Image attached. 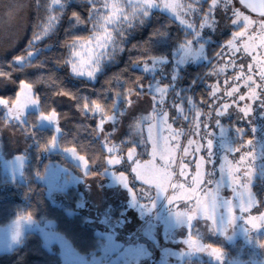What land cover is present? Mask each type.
I'll return each mask as SVG.
<instances>
[{"label":"rangeland","instance_id":"1","mask_svg":"<svg viewBox=\"0 0 264 264\" xmlns=\"http://www.w3.org/2000/svg\"><path fill=\"white\" fill-rule=\"evenodd\" d=\"M95 3L94 11L100 17L107 12L105 3H115L120 8V16L107 25L111 33V42L102 49L96 47L93 35L89 39L93 47L99 53L98 62L100 64L107 57V51L112 47V40L120 42V37L124 31L132 25L139 17H143L144 11L147 13L159 12L173 19L185 33H191L190 39H195L192 45L193 53L189 55L185 49L184 41L172 51L170 55L152 58L154 62L148 64L151 69L148 73L153 76L152 84L155 86H167L166 100L168 104L180 103L184 106L185 113L190 114L197 104H189V98L181 96L180 91L187 89V85H181V76L187 67L197 66L201 63H208L209 57L206 55V48L209 44L219 42L226 33H231L239 25L234 26L229 21L236 13L252 16L244 10L236 0L234 4H225L224 11L219 7L215 10V22L211 27H199L201 23L207 24L211 17L204 16L201 20L200 9L206 0H195L198 5L197 11L188 13L189 19L174 15L176 8L171 7V3L179 0H160V5L151 9L143 7V0H90ZM168 8L165 10L164 4ZM31 3L29 0H0V57H5L20 46L25 38L30 15ZM128 16V19H124ZM239 19V16H236ZM99 23L96 25L98 29ZM193 28L196 30L193 31ZM94 31V32H95ZM230 38V37H229ZM187 39V40H190ZM186 41V40H185ZM114 42V43H115ZM224 44V43H223ZM202 46V47H201ZM199 53V54H197ZM218 54V53H217ZM214 55V63L219 65L209 71L207 79L210 83H215L216 78H220L223 86V69L231 67L227 61L228 55L224 58ZM234 56L235 53L233 52ZM28 56V58H31ZM249 58L242 60L247 63ZM16 63V62H15ZM17 65L24 64L16 63ZM134 69L137 64H133ZM100 70V69H99ZM142 71V70H139ZM237 71L239 69L237 68ZM144 72V71H142ZM214 72V77L210 73ZM97 74V72H96ZM95 74V75H96ZM232 75L231 71L228 73ZM16 76V74H14ZM87 77V76H83ZM88 78V77H87ZM233 78V77H230ZM259 80V78H257ZM184 86V87H182ZM259 86L264 89V80L259 81ZM14 84L9 80L0 79V94H5L13 90ZM251 93V85H249ZM63 104V103H62ZM151 97H146L137 103L132 109L118 111L115 128L117 148L127 152V147L131 144H139L140 137L132 129L135 120L142 119L143 114L151 111ZM239 107L249 108L247 114L241 113ZM239 107L233 106L226 115L220 117L211 114L207 117L208 126L201 127L200 135L197 137L201 145L199 155L204 162L202 166L203 183L199 188L200 196L207 197V205L211 219H206L197 209V214H193L192 221L187 219L188 212L196 208L195 202L185 204L182 201L169 203L167 194L157 195L154 189L145 188L136 183L132 174L128 172V163L112 161L106 163V168H93L94 172L89 174L85 171L78 153L67 152L65 148L58 146V136L55 147H48L43 156L60 152L64 161L48 162L42 173L36 179L44 186L46 196L58 206L64 208L68 214L83 215V223L91 227L99 237L98 253L89 256L76 252L69 241L59 232L53 229L54 222L49 219H36L33 217H16L9 222L0 225V253L9 252L15 247L22 245L27 233H37L43 246L48 251H55L60 256V264H187L192 260L201 262H212L213 264H264V240L257 244V238L264 236V226L259 229H252L247 223L243 207L252 206L253 213L264 209V93L259 97L253 96L247 101H240ZM202 109L203 106H202ZM205 109H208L206 106ZM37 105H29L26 108L24 124H18L13 120L8 122V114L13 112L9 109L5 112L0 107V167L6 179L14 185L23 181V171L26 157L25 138L27 137L26 115L29 112H36ZM210 112L213 111L208 109ZM175 114L174 109H172ZM70 114V113H69ZM36 121V127H50L53 125L47 121ZM234 119L247 127L252 134L251 137L242 141L239 135V146L234 148L228 139V129L223 125L224 121ZM55 120V116H53ZM219 120L220 123L216 121ZM174 128L185 127L186 131H191L186 125L177 122ZM203 121L201 124L203 125ZM107 129H112L113 125H106ZM61 128L59 130L60 134ZM55 134V133H54ZM147 131L145 129V136ZM165 135H168L167 131ZM99 137V136H96ZM100 139V138H99ZM183 143L186 139L181 138ZM190 139V137H188ZM211 142V148L208 142ZM103 147H105L103 145ZM113 151V149H109ZM147 148L141 145L138 150V158L142 162L150 160L151 157L145 155ZM197 153H194L196 155ZM145 155V156H144ZM198 157L189 156V177L195 171V160ZM231 163L239 170L231 176L227 171V164ZM179 168V163L177 164ZM178 171V169H177ZM127 173V176H121ZM255 177L260 178L263 189V203H258L252 193V185ZM181 181L184 177L180 178ZM233 180L236 182L233 183ZM191 183V181H189ZM74 189L73 202L67 199L65 193ZM135 195L133 196V192ZM133 201L135 202L133 205ZM259 207H256V205ZM233 208V222H228V207ZM177 213H180L178 216ZM257 222L260 218L252 217ZM189 236L196 240L201 246L211 245L209 241L218 242L220 246L232 245L235 239L241 241V247L246 252H253L251 261L227 256L220 250L221 256L216 259L207 252H193L186 243ZM218 248V247H217ZM242 255H244L242 253ZM243 258V257H240Z\"/></svg>","mask_w":264,"mask_h":264},{"label":"trees","instance_id":"2","mask_svg":"<svg viewBox=\"0 0 264 264\" xmlns=\"http://www.w3.org/2000/svg\"><path fill=\"white\" fill-rule=\"evenodd\" d=\"M29 2L31 10L22 44L7 56L0 57V72L9 73L10 82L14 84L13 90L0 95L14 98L20 80L34 83L39 77L48 81V86L41 83L36 87L35 93L40 97L38 110L26 115L28 122L25 138L27 161L23 171V181L12 185L0 167V225L16 217L49 219L54 222L53 229L61 233L76 252L86 256L97 254L99 237L91 227L83 223V215H70L63 207L53 204L46 196L44 186L36 179L48 162L64 161L60 152L43 156L48 149L45 142L54 135V130L50 127H36L37 115L43 109L54 107L61 114L58 146L60 148L74 146L79 153L88 156L93 161L89 163V174L96 170H93L95 167L106 168V163H104L106 153L104 154L101 140L93 136L92 131L85 126L87 124L94 127L96 119L88 117L82 120L74 104L79 103L84 97L90 100L101 99L110 104L114 99L113 92L118 90L121 97L116 111L121 112L125 103L123 90L128 81L138 76L143 77L142 83L147 84L153 81L152 75L134 69L133 64L142 59L150 60L170 55L178 45L191 38V33H185L173 19L159 12H151L147 16L139 17L124 31L119 43L112 40L113 45L108 49L107 57L102 61L100 70L94 79H89L74 76L64 61L70 51L66 42L74 37H90L96 30L99 21L98 12L93 10L95 3L90 0H29ZM205 3L206 1L203 3L204 7ZM229 37L230 33H226L219 42L207 46L208 63L185 69L181 76L180 86L187 85L188 87L180 91L181 96L193 101H199L201 97L207 98V84L210 81L207 76L213 69L214 55L221 52L223 43ZM30 52L33 56L28 58ZM15 57H23L24 64L17 65ZM58 89L74 93L77 99L73 101L65 96H54L53 94ZM206 106L207 104L203 105V108L205 109ZM65 115H67L66 119ZM77 125L80 127H76ZM223 125L228 129V139L234 148L240 144L238 132H240L242 141L252 136L247 127L236 124L234 119L224 121ZM261 185L260 178L255 177L252 193L256 201L262 204ZM74 192V189H70L65 193L70 202L74 201ZM263 240L264 236H261L257 238L256 243L260 244ZM209 244L223 250L222 252L227 256L251 261L253 252L243 250L238 238L232 245L223 247L218 242L209 241ZM60 262L59 254L55 251H48L43 246L40 236L32 232L27 233L22 245L9 252L0 253V264H60ZM186 263L213 264L199 260Z\"/></svg>","mask_w":264,"mask_h":264},{"label":"snow or ice","instance_id":"3","mask_svg":"<svg viewBox=\"0 0 264 264\" xmlns=\"http://www.w3.org/2000/svg\"><path fill=\"white\" fill-rule=\"evenodd\" d=\"M207 7L200 9L201 20L204 16H209L211 19L207 24L201 23L199 27H211L215 22V10L217 7L221 11H224L225 4H234V0H206ZM241 4L247 3V9L258 14L260 19L253 18L249 15H240L239 12L236 16H233L229 21L236 27L231 33L230 38L224 42L223 49L217 55L222 58L227 54V61L231 63V67H225L223 69V86H221L220 78H216L215 83L208 85L207 98L201 97L199 101L188 100V103L197 104L190 114L185 113L184 106L180 103L168 104L166 100V93L168 92L167 86H161L147 82L145 84L141 81L143 77H135L133 80L126 83L123 90L124 106L126 109H132L137 103L146 97H151V111L143 114L142 119H137L132 125L133 132L140 137L139 144H131L127 147V152L124 149L121 151L117 148V141L111 139L115 136L117 129L115 124L117 121L116 109L120 103L121 93L118 90L113 92L112 103H106L101 99H88L86 97L81 98L79 103H75L74 107L77 112L80 113L82 120H86L88 117L96 119L94 127L85 125L92 131L93 136H99L102 145H104V154L106 153V159L104 163L112 161L114 164L116 161L124 163L127 161L129 167L128 172L132 174L136 183L144 186L145 188L154 189L157 195L167 194L168 202L182 201L185 204L195 202L196 208L188 212L187 219L192 221L194 213L197 214V209L206 219L212 217L208 212L207 197H201L199 194V188L203 183L202 166L204 164L200 153L201 145L197 140L200 135L201 127L208 126L207 117L214 114L217 117L226 115L228 110L233 106L239 107L240 101H247L253 96L259 97L264 93V89L259 86V81L264 80V0H240ZM160 0H143V7L145 9H151L158 7ZM106 14L100 17L98 25L99 31H95L92 35L95 39L96 47L106 48L108 43L111 42V33L108 30L107 25L113 22V20L120 16V8L117 4H107ZM171 7L176 8L174 15H179L185 19H191L188 13H195L198 9V5L195 0H179V2L171 3ZM165 10H167V3L164 4ZM144 15L147 16V11H144ZM124 19H128V16H124ZM196 29L193 28V31ZM70 51L67 59L64 63H67L69 71L74 76H87L89 79H94L96 72L100 69L98 62L99 53L95 48L89 47L92 41L89 37H74L72 40L66 42ZM186 45L185 51L191 55L193 53L192 45L195 43V39L184 41ZM202 47V46H201ZM235 53L233 56L232 53ZM199 54V53H197ZM32 53H29L31 56ZM245 58H249L247 63L241 61ZM16 63H21L23 57H15ZM220 61L213 65L215 69L219 65ZM137 68L144 72H149L151 69L148 64L154 62L142 59L136 62ZM237 68L239 71H237ZM231 71L232 75H229ZM214 77V72L210 73ZM233 77V78H230ZM259 78V80L257 79ZM0 79H6L11 81V75L9 73L0 72ZM44 83L48 86V81L37 78L36 81L29 82L27 80L18 81V88L15 90L14 98L6 95H0V107L4 108L5 112L9 109L14 111L8 114V122L11 124L13 120L18 124H24L25 109L31 105L39 106L40 97L35 93L36 87ZM17 84V82H16ZM249 85H251V93H249ZM54 96H65L69 100L75 101L77 97L74 93L58 89ZM207 104L208 109H202V106ZM101 109L103 111H101ZM174 109L175 114H173ZM239 110L243 114H247L249 108L239 107ZM55 116V120H53ZM67 118V115L64 117ZM38 121H47L53 125L54 135L49 137L45 142L46 147H55L57 136L61 128V114L57 110L50 106L49 109H43L40 111ZM180 122L186 125L191 131H186L185 127L174 128L173 126ZM203 121V125L201 124ZM220 123L219 120L216 121ZM113 125L112 129H107L106 125ZM76 127H80L77 125ZM145 129L147 135L145 136ZM167 131L168 135H165ZM186 139V143L182 142L181 138ZM190 137V139H188ZM141 145H145L147 152L145 155L151 157L150 160L142 162L141 158H138V150ZM208 147L211 148V142H208ZM113 149V151H109ZM67 152L79 153V150L74 146L65 148ZM194 153H197L194 155ZM144 155V156H145ZM198 157L195 160V171L189 177V164L187 157ZM81 159L85 171L88 170V164L93 161L84 154L79 153L77 156ZM179 163V168L177 164ZM228 174L231 176L239 169L233 166L231 163L226 162ZM178 169V171H177ZM121 176H127V173H121ZM181 177L184 180L181 181ZM191 181V183H189ZM236 181L233 180V183ZM135 191L133 192V196ZM133 201V205H134ZM256 207H259L257 204ZM245 212L247 223L252 229H259L264 226V209H261L255 214L253 213V207H243ZM179 216L180 213H177ZM255 217L260 218L259 222L253 219ZM228 222H233V208L231 205L228 207ZM193 252H207L210 256L219 259L221 256L220 249L212 247L211 245L201 246L196 240L189 236L186 242Z\"/></svg>","mask_w":264,"mask_h":264},{"label":"water","instance_id":"4","mask_svg":"<svg viewBox=\"0 0 264 264\" xmlns=\"http://www.w3.org/2000/svg\"><path fill=\"white\" fill-rule=\"evenodd\" d=\"M236 1H237V3H239V5H240L244 10H246L248 13H250V14H252V15H254V16H258L257 13L252 12L250 9H247V3H245V4L243 5V4L240 3V0H236ZM248 2L250 3L251 0H248Z\"/></svg>","mask_w":264,"mask_h":264}]
</instances>
